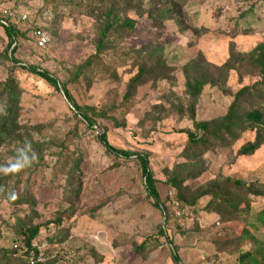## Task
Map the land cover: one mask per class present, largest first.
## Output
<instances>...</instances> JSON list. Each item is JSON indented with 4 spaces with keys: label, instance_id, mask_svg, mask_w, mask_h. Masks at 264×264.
Masks as SVG:
<instances>
[{
    "label": "rangeland",
    "instance_id": "obj_1",
    "mask_svg": "<svg viewBox=\"0 0 264 264\" xmlns=\"http://www.w3.org/2000/svg\"><path fill=\"white\" fill-rule=\"evenodd\" d=\"M133 4L139 10L119 15L135 21L133 31L112 36L110 47L77 79L76 68L96 52L105 14L113 5L123 7V0H0L3 9L29 17L16 26L19 64L8 59L14 46L9 48L0 27V93L8 79L20 91L19 129L10 138L0 135V165L26 142L38 154L20 181L0 176L6 189L0 191V257L5 250H15L16 258L25 254L21 228L41 225L33 245L46 263L176 264V255L178 264H264V220L256 217L264 196L252 195L250 208L242 206L233 217L209 208V196L194 202L202 189L226 179L264 193V146L252 156L238 155L256 138L249 131L229 147L187 153L185 133L194 131L195 122L225 116L242 88L261 81L257 49L264 45V0ZM38 27L48 38L43 49L34 37ZM160 62L171 72L145 82L127 101L128 83L139 69ZM226 65L230 70L220 85L203 87L191 119L188 83L199 78L201 66L217 78ZM30 66L65 85L79 107L92 109L94 128L62 92L24 69ZM255 103L249 96L243 111ZM6 104L0 97V108ZM103 133L113 148L148 156L160 207L148 197L135 157L108 152L99 141ZM175 172L185 179L180 189L168 184ZM77 176L83 189L71 216V179ZM12 192L14 200L8 198ZM62 231L66 241L53 245L50 240Z\"/></svg>",
    "mask_w": 264,
    "mask_h": 264
},
{
    "label": "trees",
    "instance_id": "obj_2",
    "mask_svg": "<svg viewBox=\"0 0 264 264\" xmlns=\"http://www.w3.org/2000/svg\"><path fill=\"white\" fill-rule=\"evenodd\" d=\"M124 6L117 8L113 5L108 13L105 14L103 29L100 33V38L97 41L96 52L91 56L83 65H80L76 68L75 78H80L84 71L89 67L93 66L94 60L98 59L111 45L112 36H118L130 31H133L135 28V21L131 19H122L119 17L120 14H127L131 10H139L140 5L137 7L134 6L133 0H123ZM136 8V9H134ZM131 9V10H130ZM169 14V10L163 11L162 15ZM168 18V17H167ZM162 18H157L160 20ZM160 24V23H159ZM5 31L6 36L8 37L10 43L9 48H14L10 51L8 59L14 64H19L15 59L14 55L16 53V39L19 35L16 27L13 26H4L0 23ZM158 27H161L158 25ZM257 62L259 63L261 69V81L256 83L253 86L242 88L234 98L233 103L230 105L225 116L212 120V121H200L195 122L194 131H185L188 135L189 143L187 146V153H204L209 150L215 149L217 147L225 148L233 145L241 136V134L246 132H255L256 138L253 142L247 143L244 147L240 149L238 155L240 156H252L259 149L264 146V45L259 46L258 49ZM32 75H35L44 81H46L51 87L56 91L62 92L66 101L70 104L72 110L77 114L82 116L83 120L86 122L87 127L93 129L96 125L95 121L89 116V113L92 112V109L81 108L73 100L72 96L66 89L65 85L60 84V82L50 74L40 69L30 66L28 68L24 67ZM230 70L229 65L224 66L221 69L217 70L219 75L217 78L210 73L209 68L200 67L199 78L191 81L187 85V91L192 99L191 105L189 107L190 117L194 120V101L200 95L203 87L207 84L220 85L222 80L225 78V74ZM171 72V68L164 62L151 67L144 68L141 67L138 73L130 80L127 86V101L131 96L136 92V90L145 84L147 81L155 80L160 78L162 75L168 74ZM0 97H6L7 104L3 111L7 114H2V119L0 122V135L5 138H10L15 136L19 125H17V120L19 118L20 112V91L17 88L13 80L8 79L4 84H2V91ZM249 96L255 98L256 103L251 106L249 109L243 111V102L247 100ZM99 141L107 149L108 152L115 155L117 158L130 160L132 157H135V162L139 165V169L144 179L145 190L148 197L154 201L155 205L161 206L160 194L157 188L158 181L154 178L152 171L150 170L149 158L147 155L133 154L129 151L119 150L113 148L107 140L105 133L100 135ZM78 170V169H77ZM28 171V168L22 170L16 174L5 175L6 178H12L13 180H21L23 176ZM3 176V174H0ZM0 177V187L2 184ZM19 180V181H20ZM181 173H174L171 175L168 180V184L175 189H180L182 186ZM18 181V182H19ZM72 181V200L70 202V212L73 216L76 209V204L81 195L83 184L79 176L73 177ZM262 187V186H261ZM260 187V188H261ZM264 190V186L262 187ZM259 189V188H258ZM5 191L6 189L3 188ZM252 195L264 196V193L256 191L254 184H248L242 180H232L226 179L223 183H213L208 185L206 188L202 189L197 198L194 200L197 201L203 197H211V201L208 204L209 208H213L218 213L224 214L229 217H233L238 213L242 212V206H245V209L250 208V200ZM21 198V197H20ZM181 199L186 200L183 196ZM63 213L60 214L55 223L57 226L62 227L63 222ZM260 220H264V209L259 211L256 215ZM261 223V222H260ZM264 225V222L261 223ZM41 225L23 227L21 228V235L24 237V247L29 251L32 249L34 240L40 234ZM66 232H60L59 235L53 237L50 241L53 243H64L67 239ZM264 246V240H263ZM36 251V249H35ZM15 250H5L2 252L0 257V264H28L26 261L27 254H23L21 257L16 258ZM38 252V251H37ZM250 255H243L241 258H249ZM173 260L176 264L180 262L178 256L173 255ZM46 264H56L55 261H50Z\"/></svg>",
    "mask_w": 264,
    "mask_h": 264
},
{
    "label": "built area",
    "instance_id": "obj_3",
    "mask_svg": "<svg viewBox=\"0 0 264 264\" xmlns=\"http://www.w3.org/2000/svg\"><path fill=\"white\" fill-rule=\"evenodd\" d=\"M29 20L28 15L26 14H20L17 15L14 13L11 9L5 8L3 9L0 6V23L4 26H13L16 27L20 24H24ZM34 37L37 41V46L40 49H43L46 47L48 43V38L46 37L45 32L42 30V28L38 27L34 29ZM36 249V251H35ZM29 264H46L47 258L45 257V253L41 249H37L34 245H32L31 250L25 249ZM38 251V252H37Z\"/></svg>",
    "mask_w": 264,
    "mask_h": 264
},
{
    "label": "clouds",
    "instance_id": "obj_4",
    "mask_svg": "<svg viewBox=\"0 0 264 264\" xmlns=\"http://www.w3.org/2000/svg\"><path fill=\"white\" fill-rule=\"evenodd\" d=\"M0 113L7 114L2 108H0ZM37 159L38 154L32 148L31 143L26 142L23 147L17 149L16 155L10 158L6 165H0V174L9 175L19 173L31 167ZM0 191H3V189L0 188ZM8 198L14 200L16 199V194L12 192Z\"/></svg>",
    "mask_w": 264,
    "mask_h": 264
}]
</instances>
